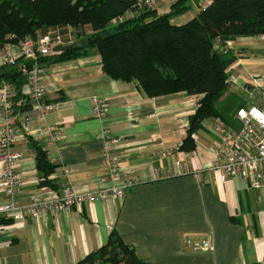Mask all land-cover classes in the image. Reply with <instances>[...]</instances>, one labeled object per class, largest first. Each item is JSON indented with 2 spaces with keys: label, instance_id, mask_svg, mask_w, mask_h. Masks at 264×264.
Segmentation results:
<instances>
[{
  "label": "crops",
  "instance_id": "0c3cea01",
  "mask_svg": "<svg viewBox=\"0 0 264 264\" xmlns=\"http://www.w3.org/2000/svg\"><path fill=\"white\" fill-rule=\"evenodd\" d=\"M176 1L157 0L154 9L159 14L169 12ZM210 1L187 0L189 9L173 16L171 23H187ZM59 28L72 33L73 40L93 33L90 25L84 32ZM216 47L237 57L227 69L229 85L218 107L228 104L238 126L235 111L248 103L253 78L264 77V35L237 37L224 47L217 41ZM17 64L24 72L27 62L19 59ZM44 67V99L58 107L44 116L30 109L19 111L21 117H30V125L22 118L17 121L12 145V150L22 153L16 168L21 185L13 197L15 204H28L35 196L61 195L64 169L69 170L68 183L80 192L112 189L129 181L132 186L123 198L111 190L56 215L51 211L40 218L0 214V264H75L107 243L113 231L134 247L139 258L153 264H264V185L253 188L241 177L221 181L219 173L209 169L210 147L220 139L213 128L218 118L205 119L193 134L196 154L186 170L175 165L182 158L175 146L187 135L197 95L150 97L136 80L110 78L96 49ZM2 87L0 134L7 120ZM94 98L105 101V117L93 113ZM53 125L60 135L54 140L48 130ZM104 129L119 139L113 148L120 156L119 180L111 178V167L103 159ZM38 147L57 164L47 178L37 169ZM44 180L55 187L43 185ZM9 200L0 191V205ZM188 237H209L214 249L189 248Z\"/></svg>",
  "mask_w": 264,
  "mask_h": 264
},
{
  "label": "trees",
  "instance_id": "16d2710c",
  "mask_svg": "<svg viewBox=\"0 0 264 264\" xmlns=\"http://www.w3.org/2000/svg\"><path fill=\"white\" fill-rule=\"evenodd\" d=\"M136 0H0V48L25 39L37 40L49 29L70 26L93 33L58 55L41 56L44 66L88 55L96 49L105 73L112 79L138 81L150 97L184 92L203 95L183 139V150H195L193 134L205 119L220 118L233 125L230 111L218 107L229 85L227 69L237 57L224 48L229 40L264 35V0H212L182 25L171 18L189 9L177 0L170 11L140 8ZM23 59V58H20ZM28 66V65H27ZM21 64L0 66V87L14 86L15 112L29 109ZM236 112V111H235ZM230 114V115H229ZM57 167L47 151L38 147L37 169L48 177ZM54 186L50 180L42 182ZM4 219L2 222H12ZM75 264H153L137 256L133 246L113 231L107 243Z\"/></svg>",
  "mask_w": 264,
  "mask_h": 264
},
{
  "label": "built area",
  "instance_id": "2783aa9c",
  "mask_svg": "<svg viewBox=\"0 0 264 264\" xmlns=\"http://www.w3.org/2000/svg\"><path fill=\"white\" fill-rule=\"evenodd\" d=\"M140 8L154 7L157 0H136ZM208 2V4H210ZM207 4V5H208ZM205 5V6H207ZM204 6V7H205ZM72 33H63L60 28H55L43 34L37 40L25 39L17 44H10V47L0 48V66L16 65L20 58L27 64L24 72L27 76L28 86L24 88L30 110L36 111L41 116L58 107L57 102L45 101V67L40 62L41 56L58 55L62 51H56L57 45L72 43ZM17 45L18 50L11 48ZM28 65V66H27ZM253 84L249 88L250 99L247 104L241 105L235 113L238 126H233L218 118L213 125L214 130L220 134V139L210 147L212 161L209 169L217 171L221 181H227L234 177H241L249 181L253 188H260L264 185V77H254ZM1 94L5 99L6 123L0 134V191L4 192L9 200L0 205V214H7L18 218L28 216L40 218L48 211L55 215L67 211L73 207L81 206L86 201H92L100 197L107 196L109 191L119 198H123L129 184L94 192H80L67 181L68 169H64L60 174L64 181L62 194H55L52 198L35 196L28 204L16 205L13 197L21 185V178L17 171L18 163L22 158V153L12 150L15 137L17 121L21 119L27 126L30 125V117H21L20 112H15L10 99L14 94V86L7 84L2 87ZM200 98L203 96L197 95ZM200 105L197 102V107ZM93 113L103 118L106 116V103L103 99H93ZM52 133V139L58 138L59 130L57 125L48 128ZM102 155L104 162L111 167V178L119 180L122 177V167L120 166V156L113 151L119 139L113 136L109 130L104 129L101 134ZM183 140H180L175 148L182 151V158L175 160V165L180 171H185L191 158L196 154L195 150H183ZM170 154V152H168ZM53 161V159L51 158ZM54 162V161H53ZM185 245L189 248L202 251H211L214 244L209 237L185 239Z\"/></svg>",
  "mask_w": 264,
  "mask_h": 264
},
{
  "label": "rangeland",
  "instance_id": "374dc122",
  "mask_svg": "<svg viewBox=\"0 0 264 264\" xmlns=\"http://www.w3.org/2000/svg\"><path fill=\"white\" fill-rule=\"evenodd\" d=\"M155 7V6H154ZM57 28H59V27H57ZM55 29V28H54ZM61 29V31L63 32V33H65V31L64 30H62V28H60ZM50 30H52V29H49L47 32H49ZM67 33V32H66ZM78 38V37H77ZM79 40H81V39H75L74 38V40H72V43H67L66 45H68V44H70V45H72V44H78L79 43ZM250 92H251V89H248V93H249V96H250ZM250 98V97H249ZM219 106H220V104H219ZM223 108L225 109V111H230V113H232V109L228 106V104H225L224 106H223ZM230 115V114H229ZM194 138V137H193Z\"/></svg>",
  "mask_w": 264,
  "mask_h": 264
},
{
  "label": "water",
  "instance_id": "95a60500",
  "mask_svg": "<svg viewBox=\"0 0 264 264\" xmlns=\"http://www.w3.org/2000/svg\"><path fill=\"white\" fill-rule=\"evenodd\" d=\"M70 48H71V45L70 44H68V45H57L55 47V50L56 51H66V50H68Z\"/></svg>",
  "mask_w": 264,
  "mask_h": 264
}]
</instances>
